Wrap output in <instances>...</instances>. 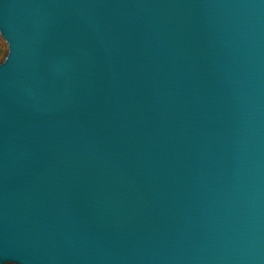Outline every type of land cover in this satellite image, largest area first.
I'll return each instance as SVG.
<instances>
[{"label": "water", "instance_id": "water-1", "mask_svg": "<svg viewBox=\"0 0 264 264\" xmlns=\"http://www.w3.org/2000/svg\"><path fill=\"white\" fill-rule=\"evenodd\" d=\"M0 38V264H264V0H0Z\"/></svg>", "mask_w": 264, "mask_h": 264}, {"label": "rangeland", "instance_id": "rangeland-1", "mask_svg": "<svg viewBox=\"0 0 264 264\" xmlns=\"http://www.w3.org/2000/svg\"><path fill=\"white\" fill-rule=\"evenodd\" d=\"M7 52V45L6 43L0 38V58L4 59ZM1 61V60H0Z\"/></svg>", "mask_w": 264, "mask_h": 264}, {"label": "snow or ice", "instance_id": "snow-or-ice-1", "mask_svg": "<svg viewBox=\"0 0 264 264\" xmlns=\"http://www.w3.org/2000/svg\"><path fill=\"white\" fill-rule=\"evenodd\" d=\"M7 62V60H5V63ZM8 259H10V258H8Z\"/></svg>", "mask_w": 264, "mask_h": 264}, {"label": "clouds", "instance_id": "clouds-1", "mask_svg": "<svg viewBox=\"0 0 264 264\" xmlns=\"http://www.w3.org/2000/svg\"><path fill=\"white\" fill-rule=\"evenodd\" d=\"M0 60H2V58H0Z\"/></svg>", "mask_w": 264, "mask_h": 264}]
</instances>
